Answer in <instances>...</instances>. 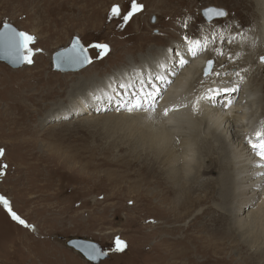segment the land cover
Returning a JSON list of instances; mask_svg holds the SVG:
<instances>
[{
  "label": "rangeland",
  "instance_id": "obj_1",
  "mask_svg": "<svg viewBox=\"0 0 264 264\" xmlns=\"http://www.w3.org/2000/svg\"><path fill=\"white\" fill-rule=\"evenodd\" d=\"M137 3L143 10L120 27L123 21L112 17L111 9L119 6L127 14L131 0H0V29L12 24L34 38L36 50L33 62L19 69L0 62V165L7 166L0 168V197L26 225L14 221L0 204V264H92L67 245L72 238L93 241L107 253L108 259L97 264H201L202 254L208 264L252 263V257L242 260L241 255L255 254L254 249L241 248L236 255L231 244L239 239L222 235L233 234L228 217L234 215L228 213L238 208L224 202L220 188L213 185L207 200V191L197 188L191 196L201 199L196 209L184 218H170L165 208L171 190L157 173L165 166L153 164L139 139L136 118L125 116L124 107L117 110V103L111 106L93 97L107 92L103 81L126 74L132 61L150 65L168 47L186 43L185 36L203 42L215 37L216 44L208 43V55H213L215 67L218 58L226 60L216 69L222 73L238 61L239 67L231 71L245 70L241 74L248 80L249 72L256 71L253 86L263 91L264 66L258 70L245 59L242 47L248 33L260 32L257 8L253 6L255 14L249 12L248 0ZM209 8L226 15H205ZM75 37L87 48L91 64L79 72L55 71L53 56ZM98 44L110 49L101 59L94 47ZM217 45L223 56L213 51ZM261 57L258 63L264 65ZM208 174L206 179L196 176V181L209 184L222 177L215 166ZM156 177L161 184L156 185ZM224 214L228 217L222 218ZM218 218L227 224L214 223L212 231L207 224ZM207 234L212 241L204 244ZM117 239L126 244L122 252L115 251Z\"/></svg>",
  "mask_w": 264,
  "mask_h": 264
},
{
  "label": "bare ground",
  "instance_id": "obj_2",
  "mask_svg": "<svg viewBox=\"0 0 264 264\" xmlns=\"http://www.w3.org/2000/svg\"><path fill=\"white\" fill-rule=\"evenodd\" d=\"M248 1L250 2V7L247 8L248 11H252L253 6L257 8L256 13L258 14L257 17L259 16L260 19V32L256 35L253 32L248 33L250 38L242 44V47L244 49L243 52L246 53L245 59L248 58L249 61L252 60L257 69L260 70L263 69L264 66L258 63V57H261V55L264 56V0ZM243 22L245 21L243 20ZM205 41L210 44V47L213 45L212 42L204 40V42ZM33 42L29 44L28 47L34 50L33 55L35 56L36 50L33 48ZM256 43H258V45ZM236 46H238V44ZM187 47L188 45L186 43L174 44L168 47V49H165L164 54L162 53V55L157 57L155 62L147 66H143L144 64L138 65V63L132 61L129 68H127L126 74L108 78L103 82L109 85L117 81H124L126 78L127 81L134 82L143 76L154 75L160 71L159 65L161 64H164L166 68L175 67L174 57L176 51L180 50L182 54L186 55ZM186 58L189 60V63L185 65L183 69L177 68L178 74L175 77H169L173 80V83L167 89L166 94L163 95V99L160 100L155 112L146 113L141 111L125 113V111L123 114L125 116L131 115V117L134 116L136 118L138 122L139 139L141 144L150 151L153 164L161 163L165 166L163 167L165 170H160L161 172L157 173H159L162 178H165L171 190V198L167 199L169 208H165L170 218H184L188 216L192 210L196 209L195 204H200L201 199L198 196H193V198L191 196L195 195L197 188H199V191L201 188L207 191V196L205 198V200H207L208 192L211 191V187L217 185L220 188V192H222L224 202L229 206L234 208L236 206V208H238L237 211L228 213L234 215L233 218H229L225 214L223 215L222 218L227 216L228 220L231 222H229L231 225L230 231L233 234L222 235L229 237L227 239H239L238 243L234 241V243L231 244V246L238 251L236 255L242 253L243 248L248 249V251L252 249L255 250V254L248 252V255L245 257L244 254H242V260L252 257V263L250 264H257V262L264 264V262L262 263L263 260H261V257L264 256V168L257 167L258 158L252 154L246 139L254 138L257 131L264 133V99L260 95V93L264 94V88L263 91H260L256 86H253L257 81L255 76L259 74L256 73V71L252 72V74L249 72L251 75L250 80H248L245 75V77L243 76L244 79L241 81L239 77L233 75L235 70L233 72L231 71L233 68L237 69L239 67L238 61L236 60L237 63L231 65V61L227 67L222 69V73H229L221 77V81H224L223 83L221 81L218 82L216 77H209L207 80H204L203 74L205 66L209 59L214 60L213 55H208L207 50L198 54L195 58L188 55H186ZM222 62L225 63L226 60L224 59L222 61L218 58L216 62L218 65L215 67V70L222 65ZM227 69L230 71H224ZM260 79H262V77ZM213 80L216 81V84L212 83ZM89 81H92V79ZM201 81L204 82L201 83ZM234 83L239 84L240 91L238 94H234L235 99L231 107L227 109L220 106L211 107L201 101L198 111L195 113L193 112L192 104L201 95L207 93L208 88L216 86L227 88L231 87ZM96 87L97 86H93L91 92ZM124 100L127 101L128 97L125 96ZM116 103L121 105V108L126 106L121 104L119 97H117ZM181 105L187 106L179 107ZM111 106H113V104H111ZM166 108L173 110L169 111L168 115L165 117L163 111ZM123 114H121V116ZM150 160L151 158L149 161ZM212 166H215L217 170H219L222 176L221 178L209 184H201V182L196 181V176H203V179L210 177L209 174H205L208 173L209 168ZM160 168H158V170ZM164 175L166 176L163 177ZM139 177H141V175ZM161 177H156V185L162 183ZM154 196L156 198H161V194H155ZM165 211L164 214L166 213ZM217 222L227 224L225 220H219L218 218L214 219L206 226L208 228L211 227L213 231L215 229L213 227L214 223L216 224ZM168 229L171 228L169 227ZM223 231H225L224 228ZM216 232L217 231H214L212 233L214 236L211 235V239H214ZM218 232L220 233V231ZM208 235L209 234H207V237H203L205 238L203 241L204 244L212 241L208 238ZM203 238L200 239L203 240ZM165 240L168 241L167 239ZM211 245L213 246L216 244L211 243ZM211 245L209 244V247ZM170 252L171 251H168L166 253L168 254ZM215 252L221 253L219 250ZM260 255L262 256L260 257ZM176 257L177 256L174 255L173 259H176ZM257 257L259 258L258 261ZM39 258L43 259L42 257ZM55 260L59 261L58 258H55ZM201 260V264H208L209 262L208 257L203 254Z\"/></svg>",
  "mask_w": 264,
  "mask_h": 264
},
{
  "label": "snow or ice",
  "instance_id": "obj_3",
  "mask_svg": "<svg viewBox=\"0 0 264 264\" xmlns=\"http://www.w3.org/2000/svg\"><path fill=\"white\" fill-rule=\"evenodd\" d=\"M143 10V6L137 3V0H131V9L127 12V14L122 15V10L119 6H113L111 9V16L115 18L122 19L123 23L119 25L123 27L126 25L135 14L141 12ZM207 14L223 16L226 15L223 11H218L214 9L207 10ZM34 38L24 32H17L10 25H4V29L0 31V51H8L10 55H12L18 62H23L27 64H31L33 62L32 55L34 54V50L28 47L29 44L33 42ZM186 44L188 45L186 49V55L195 58L198 54L207 51L209 48L208 43L203 42L201 39L189 38L187 36L184 37ZM212 43L216 44V38H212ZM220 43H223L221 41ZM231 43V41H228ZM98 51L97 59L103 58V56L107 55L110 51L107 45H95L94 46ZM73 51H76L74 48ZM213 51L218 56H223L224 52L217 45ZM86 49H80L79 54L74 57L77 61L81 63H91L92 59L88 57L86 54ZM185 54H182L180 50H177L175 53V67L166 68L164 64L159 65L160 71L155 73L154 75L143 76L135 80L134 82L127 81V78L124 81H117L113 84H109L107 86L108 91L105 93H101L99 95H94L93 99L100 103L107 101L109 104H116L117 97H119L122 105H126L124 110L133 113V112H155L160 100L163 99V95L166 94L167 89L172 85L173 80L169 77H175L177 73V68L183 69L185 65L189 63V60L186 58ZM229 60L233 58L231 56L228 57ZM261 62L264 63V57L261 58ZM220 68H223L224 65H220ZM241 71H245L241 69L240 71H235L233 75L235 77H239L242 81L244 79L241 76ZM229 73H221L218 70H215V62L213 60H209L204 69V80H207L209 77H222L224 75H228ZM204 81H201L203 83ZM222 83L224 81H221ZM213 84H216V81H212ZM163 89V91H162ZM240 91L239 84L234 83L231 87H210L207 90V93L201 95L193 104L192 110L193 112H197L200 106V102L203 101L206 105L211 107L220 106L222 108H229L232 105V102L235 99L234 94H238ZM111 93V94H109ZM127 96L128 100L125 101L124 97ZM121 105H117V110H120ZM187 105H181L179 107H186ZM101 109L97 108V111ZM173 109L166 108L163 111V115L166 117ZM248 147L250 148L253 155H255L257 160V167L264 168V133L257 131L255 133L254 138H246ZM3 155V151L0 150V156ZM6 165H0V168H6ZM4 173L0 171V175ZM0 204H3L5 208L11 214V218L14 221H17L21 225H25V221L22 220L12 209L9 207V202L0 197ZM26 226V225H25ZM115 251L122 252L124 251L126 244L120 239L115 241ZM85 254L88 256L90 260H97L102 256L107 255V253L101 251L95 246L89 245Z\"/></svg>",
  "mask_w": 264,
  "mask_h": 264
},
{
  "label": "water",
  "instance_id": "obj_4",
  "mask_svg": "<svg viewBox=\"0 0 264 264\" xmlns=\"http://www.w3.org/2000/svg\"><path fill=\"white\" fill-rule=\"evenodd\" d=\"M207 11L205 12L206 15ZM5 25H10L12 28H14L17 32L19 31L15 26L12 24H5ZM4 29V26L0 29L2 31ZM76 49V51H73V49ZM80 49H86L83 45V43L80 41L78 37H75L72 40V43L69 47L62 49L58 52L55 53L53 56V61H54V70L56 71H65V72H75L79 71L85 67H87L90 63H81L74 59L79 54ZM88 57V51L86 49L85 53ZM0 62H3L9 67L13 69H19L23 67L25 63L23 62H18L12 55L9 54L8 51H0ZM67 245L69 247H73L87 262L96 264L99 263L101 260L105 259L107 255L100 257L97 260H90L88 256L85 254L87 248L89 245L95 246L96 248L100 249V246L93 241L90 240H85L81 238H72L71 241L69 240L67 242Z\"/></svg>",
  "mask_w": 264,
  "mask_h": 264
}]
</instances>
